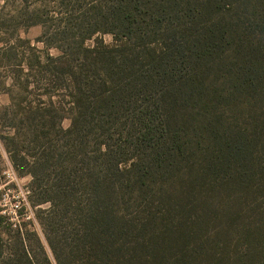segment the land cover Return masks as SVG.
I'll return each mask as SVG.
<instances>
[{
	"label": "trees",
	"instance_id": "16d2710c",
	"mask_svg": "<svg viewBox=\"0 0 264 264\" xmlns=\"http://www.w3.org/2000/svg\"><path fill=\"white\" fill-rule=\"evenodd\" d=\"M20 1L0 120L55 264H264V0ZM3 217L0 264H52Z\"/></svg>",
	"mask_w": 264,
	"mask_h": 264
},
{
	"label": "rangeland",
	"instance_id": "374dc122",
	"mask_svg": "<svg viewBox=\"0 0 264 264\" xmlns=\"http://www.w3.org/2000/svg\"><path fill=\"white\" fill-rule=\"evenodd\" d=\"M9 0L8 6L1 13L0 18H5L7 13L10 14L8 19L13 18L14 21L17 18H22L21 13V1L16 0V2ZM4 2L0 0V6H3ZM43 34V27L40 25L23 27L15 34V37H20L23 42V46L32 45L35 46L38 50L45 51L44 45L39 42V38ZM99 39H102L106 44H111L113 41V37L110 34L98 35L96 36ZM26 40L29 41V44L26 43ZM93 40L87 41V45H92ZM3 45L0 44V48ZM50 54L53 56L58 55V51L56 49H51ZM6 56L0 55V115L3 113L4 108L10 104L11 94L15 93L11 88L12 81L10 80V71L16 70L17 63L14 61L9 62ZM45 99V97H43ZM70 124L69 120H65L63 122L64 127H68ZM6 129L3 128L2 122L0 120V261H6L8 259H15L18 256L14 254L15 251V236L17 229L10 228L7 226L9 224L5 216L9 221H20L27 222L29 224L25 230L35 231L38 233L44 249L47 253L48 258L55 264L53 254L47 244V241L42 233V230L35 219V212L38 208H34L30 205L28 201L29 192H28V184L31 181L29 176H20L13 167V164L10 160L9 154L6 151L3 138L6 136ZM47 206H43L41 208H46ZM25 216H29L31 219H25ZM28 244H32V248L34 242L30 241ZM33 254V251H31ZM36 255V253H34ZM40 258V257H39ZM42 261V258H40Z\"/></svg>",
	"mask_w": 264,
	"mask_h": 264
},
{
	"label": "built area",
	"instance_id": "2783aa9c",
	"mask_svg": "<svg viewBox=\"0 0 264 264\" xmlns=\"http://www.w3.org/2000/svg\"><path fill=\"white\" fill-rule=\"evenodd\" d=\"M26 218L29 219V220L31 219L29 216H25V219H26Z\"/></svg>",
	"mask_w": 264,
	"mask_h": 264
}]
</instances>
